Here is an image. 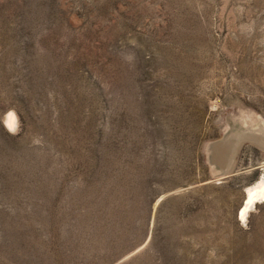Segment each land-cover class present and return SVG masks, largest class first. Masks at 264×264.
<instances>
[{"label": "rangeland", "instance_id": "rangeland-1", "mask_svg": "<svg viewBox=\"0 0 264 264\" xmlns=\"http://www.w3.org/2000/svg\"><path fill=\"white\" fill-rule=\"evenodd\" d=\"M261 175L264 0H0V264H264Z\"/></svg>", "mask_w": 264, "mask_h": 264}, {"label": "bare ground", "instance_id": "bare-ground-1", "mask_svg": "<svg viewBox=\"0 0 264 264\" xmlns=\"http://www.w3.org/2000/svg\"><path fill=\"white\" fill-rule=\"evenodd\" d=\"M6 123L10 128H15L16 117L13 112L7 116ZM246 194V199L240 211V216L243 221H246L249 213L258 203L264 200V175H261L255 184L247 188Z\"/></svg>", "mask_w": 264, "mask_h": 264}, {"label": "water", "instance_id": "water-1", "mask_svg": "<svg viewBox=\"0 0 264 264\" xmlns=\"http://www.w3.org/2000/svg\"><path fill=\"white\" fill-rule=\"evenodd\" d=\"M221 145V143H217V144H215V146H213L214 147V149L216 148V147H218V146H220ZM223 168H225V167H223Z\"/></svg>", "mask_w": 264, "mask_h": 264}]
</instances>
